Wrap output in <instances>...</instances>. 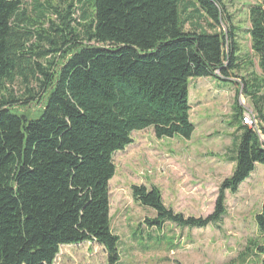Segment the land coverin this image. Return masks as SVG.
<instances>
[{
	"label": "trees",
	"instance_id": "trees-1",
	"mask_svg": "<svg viewBox=\"0 0 264 264\" xmlns=\"http://www.w3.org/2000/svg\"><path fill=\"white\" fill-rule=\"evenodd\" d=\"M248 21L261 75L242 78L236 95L250 100L264 136V0L249 7ZM235 32L222 0H0V264H54L61 246L84 242L117 264L113 155L146 129L159 140L191 139L190 81L234 84L232 72L251 64L238 56ZM243 112L236 104L234 167L212 213L185 217L159 188L133 185V199L155 213L142 225H221L226 193L264 166V141L242 125ZM254 221L259 241L247 244L240 264H264V201Z\"/></svg>",
	"mask_w": 264,
	"mask_h": 264
},
{
	"label": "rangeland",
	"instance_id": "rangeland-1",
	"mask_svg": "<svg viewBox=\"0 0 264 264\" xmlns=\"http://www.w3.org/2000/svg\"><path fill=\"white\" fill-rule=\"evenodd\" d=\"M260 1L222 0L236 26L238 56L249 55L251 64L243 61L239 72H232L234 84L212 78L190 81V116L195 125L191 139L159 140L152 129H146L132 133L133 143L113 155L116 169L109 182V195L111 228L119 237L117 264H240L235 260L247 244L259 241L254 217L264 201L263 165L257 164L236 194L226 193V214L219 227L189 229L167 223L162 231L147 228L142 225L144 219L155 213L133 199L131 187L159 188L165 205L185 217L212 213L219 185L234 167L228 160L233 155L234 107L238 104L242 111L253 112L250 100L241 92L236 95V90L251 72L261 75L246 33L248 9ZM226 27L220 26L223 31ZM14 89L19 93L23 87L17 84ZM36 109L40 106L30 107L33 113ZM259 137L264 141V136ZM246 262L252 264L251 259ZM54 264H108V260L100 245L84 242L61 246Z\"/></svg>",
	"mask_w": 264,
	"mask_h": 264
},
{
	"label": "built area",
	"instance_id": "built-area-1",
	"mask_svg": "<svg viewBox=\"0 0 264 264\" xmlns=\"http://www.w3.org/2000/svg\"><path fill=\"white\" fill-rule=\"evenodd\" d=\"M242 125L252 129L261 137V130L259 128V120L256 118V115L252 111H244L241 118Z\"/></svg>",
	"mask_w": 264,
	"mask_h": 264
},
{
	"label": "crops",
	"instance_id": "crops-1",
	"mask_svg": "<svg viewBox=\"0 0 264 264\" xmlns=\"http://www.w3.org/2000/svg\"><path fill=\"white\" fill-rule=\"evenodd\" d=\"M189 103H190V107L192 108L190 90H189ZM191 110H192V109H191ZM192 122H193V121H192ZM193 123H194V122H193ZM233 129H235V127H234ZM255 168H257V165L255 166ZM263 170H264V166H263Z\"/></svg>",
	"mask_w": 264,
	"mask_h": 264
}]
</instances>
